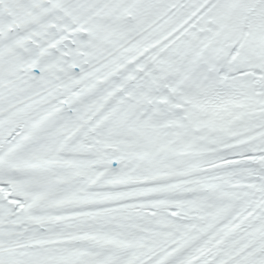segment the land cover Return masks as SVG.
Here are the masks:
<instances>
[{
	"label": "snow or ice",
	"instance_id": "6c2138e0",
	"mask_svg": "<svg viewBox=\"0 0 264 264\" xmlns=\"http://www.w3.org/2000/svg\"><path fill=\"white\" fill-rule=\"evenodd\" d=\"M0 264H264V0H0Z\"/></svg>",
	"mask_w": 264,
	"mask_h": 264
}]
</instances>
